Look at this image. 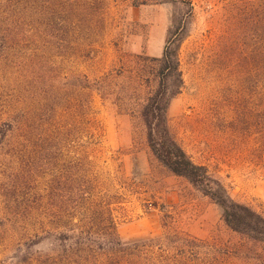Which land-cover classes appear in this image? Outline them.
Returning <instances> with one entry per match:
<instances>
[{
  "label": "rangeland",
  "instance_id": "rangeland-1",
  "mask_svg": "<svg viewBox=\"0 0 264 264\" xmlns=\"http://www.w3.org/2000/svg\"><path fill=\"white\" fill-rule=\"evenodd\" d=\"M170 39L174 138L264 216V0H0V264H264L148 145L149 59ZM109 218L126 246L188 240L205 260L105 248Z\"/></svg>",
  "mask_w": 264,
  "mask_h": 264
},
{
  "label": "trees",
  "instance_id": "trees-1",
  "mask_svg": "<svg viewBox=\"0 0 264 264\" xmlns=\"http://www.w3.org/2000/svg\"><path fill=\"white\" fill-rule=\"evenodd\" d=\"M172 40L170 39L166 44L161 57L149 59V63L155 67L156 88L141 110L148 145L164 167L174 175L187 179L194 188L209 197L222 209L223 220L229 228L251 240L264 242V216L251 207L235 201L220 180L214 178L205 166L198 165L191 159L170 130L169 109L172 101L181 94L184 87L178 48L172 46ZM143 67L145 66L140 68L142 72ZM109 219V227L114 230L113 220ZM107 227L108 225L105 227V231ZM62 229H64L61 232L62 236H67L66 233L71 231L65 226ZM182 243L183 248L177 250L175 256H169L163 245L159 247L162 254H156L153 241L126 246L114 230L112 236L107 240L105 248L118 253L129 252L128 254L135 255L140 260L144 258L147 262L158 261L157 256L159 262L162 263H166L169 258L185 262L205 260L199 258V254L195 252L185 251L190 243L188 240Z\"/></svg>",
  "mask_w": 264,
  "mask_h": 264
}]
</instances>
